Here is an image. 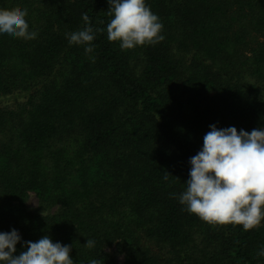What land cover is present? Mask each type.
<instances>
[{
  "label": "trees",
  "instance_id": "1",
  "mask_svg": "<svg viewBox=\"0 0 264 264\" xmlns=\"http://www.w3.org/2000/svg\"><path fill=\"white\" fill-rule=\"evenodd\" d=\"M146 4L162 41L94 32L85 54L65 34L82 14L103 29L108 0H0L37 32L0 37V232L18 231L14 255L47 235L74 264H264V221L209 224L178 201L210 125L264 127V0Z\"/></svg>",
  "mask_w": 264,
  "mask_h": 264
},
{
  "label": "clouds",
  "instance_id": "2",
  "mask_svg": "<svg viewBox=\"0 0 264 264\" xmlns=\"http://www.w3.org/2000/svg\"><path fill=\"white\" fill-rule=\"evenodd\" d=\"M108 5L111 18L103 29L94 30L87 14H82L85 27L65 34L70 46L84 45L85 54L92 52L94 32H106L108 41L118 42L121 50L164 39L163 25L146 0H108ZM26 16V9H0V37L35 39L37 32L29 29ZM209 129L202 147L189 158L186 187L178 201L184 206L182 210L206 223L238 225L242 231L253 229L264 221V127L250 132H238L234 126L210 125ZM20 242L17 230L0 232V264H74L70 246L53 242L47 235L35 242H23L25 250L14 255ZM94 244L88 239L84 247ZM258 255L264 256V248ZM89 264H98V260Z\"/></svg>",
  "mask_w": 264,
  "mask_h": 264
},
{
  "label": "rangeland",
  "instance_id": "3",
  "mask_svg": "<svg viewBox=\"0 0 264 264\" xmlns=\"http://www.w3.org/2000/svg\"><path fill=\"white\" fill-rule=\"evenodd\" d=\"M26 206L31 211H39L42 214L48 212L46 209H42L40 207L39 200L34 193L29 194L28 200L26 202ZM107 251L116 258L118 263L122 262L123 259L121 254H119L114 247H109Z\"/></svg>",
  "mask_w": 264,
  "mask_h": 264
}]
</instances>
